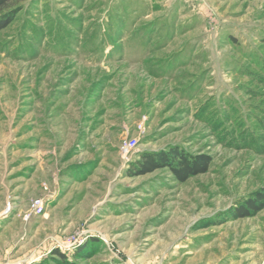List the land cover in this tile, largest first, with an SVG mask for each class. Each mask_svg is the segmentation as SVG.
<instances>
[{"label": "rangeland", "instance_id": "1", "mask_svg": "<svg viewBox=\"0 0 264 264\" xmlns=\"http://www.w3.org/2000/svg\"><path fill=\"white\" fill-rule=\"evenodd\" d=\"M11 10L0 264H264V0ZM172 148L208 157L206 171H130Z\"/></svg>", "mask_w": 264, "mask_h": 264}, {"label": "trees", "instance_id": "2", "mask_svg": "<svg viewBox=\"0 0 264 264\" xmlns=\"http://www.w3.org/2000/svg\"><path fill=\"white\" fill-rule=\"evenodd\" d=\"M9 0H0V12L3 11L4 7L7 6ZM4 12V11H3ZM15 12L11 10L10 13H0V29L7 25L13 18ZM208 165V157L203 155H188L183 151H178L175 148L168 150L167 152H144L140 155V158L133 163L130 171H136L137 173L151 172L157 168L169 167L174 174L181 180L184 181L187 178L203 173L206 171ZM254 203H249V207L254 208ZM248 210V207L245 208ZM240 215L245 216L246 211L241 212Z\"/></svg>", "mask_w": 264, "mask_h": 264}, {"label": "built area", "instance_id": "3", "mask_svg": "<svg viewBox=\"0 0 264 264\" xmlns=\"http://www.w3.org/2000/svg\"><path fill=\"white\" fill-rule=\"evenodd\" d=\"M135 144H136V140L134 138L126 141L125 144L121 148L122 149V155L126 157L127 152L129 150H131V148H133L135 146ZM32 208H33V210H37V212H41V210H42L41 200H39V199L34 200L32 203Z\"/></svg>", "mask_w": 264, "mask_h": 264}]
</instances>
